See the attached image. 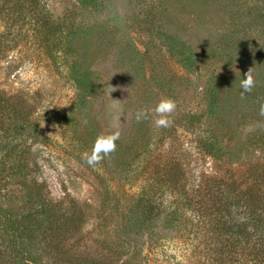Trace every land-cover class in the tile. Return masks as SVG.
Returning a JSON list of instances; mask_svg holds the SVG:
<instances>
[{"label": "rangeland", "instance_id": "rangeland-1", "mask_svg": "<svg viewBox=\"0 0 264 264\" xmlns=\"http://www.w3.org/2000/svg\"><path fill=\"white\" fill-rule=\"evenodd\" d=\"M41 3L40 12L63 47L52 59L36 45L39 36L30 37L34 44H20L0 62L11 73L0 82L15 94L26 89L37 97L40 134L34 143L27 140L31 156L49 197L74 201L83 215L82 228L67 245L86 264L195 261L183 258L196 240L212 248L211 230L201 226L197 239L181 224L174 230H156L159 224L142 219L143 210L135 201L158 176L176 182L179 173L181 192L165 184L156 188L157 194L165 200H173V194L188 198L187 213L195 204L211 202L208 176L216 164L198 148L196 133L223 125L206 115L199 125L190 124L189 116L205 112L206 90L228 78L233 83L218 106L226 123L240 131L234 148L242 153L221 168L235 166L244 178L264 175V150L249 153L250 146L242 140L247 132L264 129V0ZM181 42L194 53L193 72L185 71L170 52V43L176 50ZM249 69L256 85L241 96L240 80ZM164 98L176 102L167 128L155 125L154 109ZM141 110L148 115L137 120ZM114 132H119L116 151L95 167L86 164L82 154L91 152L95 138ZM139 135L145 140L138 159L124 176L117 174L115 165L125 153L135 154ZM15 195L0 194V199ZM197 258L202 260L201 252Z\"/></svg>", "mask_w": 264, "mask_h": 264}, {"label": "trees", "instance_id": "trees-1", "mask_svg": "<svg viewBox=\"0 0 264 264\" xmlns=\"http://www.w3.org/2000/svg\"><path fill=\"white\" fill-rule=\"evenodd\" d=\"M41 1L0 0V28L3 29L0 30V62L8 60L7 54L20 44H34L28 39L37 36L41 40L36 45L51 54V58H57L56 53L63 46L40 12L44 8ZM96 2L82 0V4ZM172 43L170 52L176 53L175 58L185 71L193 72L194 53L187 50L184 42L176 50ZM6 69L0 65V79L11 74ZM230 83L233 81L228 78L210 86L205 93V112L189 116L190 124L199 125L206 115L212 123L223 125L221 129L196 133L198 148L216 164V169L208 176L212 184L211 202L195 204L187 213L184 207L188 209L190 205L188 198L173 194V200H165L162 194H157L156 188L161 189L165 184L174 186V192H181L183 175L179 173L176 182L158 176L135 201V206L143 210L142 219L159 224L156 230H174L181 224L184 230L189 227L188 232L196 239L203 232L201 226L211 230L214 246L207 248L204 241L196 240L190 254L183 258L192 256L196 262L184 260L182 264H264V175L259 173L254 178H244L235 166L221 168L231 156L237 159L236 153H242L234 148L236 134L240 131L226 123L218 106L229 92ZM35 100L37 97L29 90L15 94L4 89L0 82V194H17L7 200L0 199V264H86L66 243L82 228L83 215L74 201L49 197L36 157L31 156L32 145L27 144L28 139L34 143L40 134ZM243 101L248 103L249 98L244 97ZM247 136L241 139L250 146L249 153L255 149L264 150V129L247 132ZM144 140L145 135H139L135 154L125 153L115 165L117 174L124 176L126 169L133 166ZM200 252L202 260L197 258ZM90 264L99 263L92 261Z\"/></svg>", "mask_w": 264, "mask_h": 264}, {"label": "clouds", "instance_id": "clouds-1", "mask_svg": "<svg viewBox=\"0 0 264 264\" xmlns=\"http://www.w3.org/2000/svg\"><path fill=\"white\" fill-rule=\"evenodd\" d=\"M256 85L250 69L241 78L239 88L240 95L244 96L246 93H250ZM176 109V102L171 98H164L160 100L155 106L154 112L157 115L155 125L157 127L167 128L172 123L170 116ZM148 112L141 110L137 113V120L142 117H146ZM119 139V132H114L109 135H98L92 144L91 152L85 151L82 154V159L86 164L91 167L98 165L104 158L108 157L111 153L116 151L117 140Z\"/></svg>", "mask_w": 264, "mask_h": 264}]
</instances>
